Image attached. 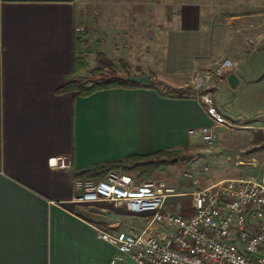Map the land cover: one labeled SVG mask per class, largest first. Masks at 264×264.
I'll list each match as a JSON object with an SVG mask.
<instances>
[{
    "label": "crops",
    "instance_id": "0c3cea01",
    "mask_svg": "<svg viewBox=\"0 0 264 264\" xmlns=\"http://www.w3.org/2000/svg\"><path fill=\"white\" fill-rule=\"evenodd\" d=\"M75 26L84 28L88 65L72 75ZM263 39L264 0H0V264L107 263L114 248L96 228L124 230L121 221L103 215L131 212L107 201L75 202L73 177L98 178L83 174L130 154L168 150L183 157L195 150L211 121L189 88L190 77L229 57L235 67L214 79L210 91L228 83L230 73L238 84L243 55ZM98 60L110 63V71L98 69ZM94 72L148 74L151 87L88 96L57 91L72 79L99 78ZM237 128L258 142L227 153L232 166L217 180L261 167L259 127ZM63 156L70 167L48 164ZM176 193L166 201L190 215L186 191Z\"/></svg>",
    "mask_w": 264,
    "mask_h": 264
},
{
    "label": "built area",
    "instance_id": "2783aa9c",
    "mask_svg": "<svg viewBox=\"0 0 264 264\" xmlns=\"http://www.w3.org/2000/svg\"><path fill=\"white\" fill-rule=\"evenodd\" d=\"M80 34L82 26H75ZM236 63L229 57L212 68L198 70L189 88L204 106L211 123L201 128L207 146L215 142V128L227 125L210 91ZM54 168L70 167L67 156L50 157ZM77 203L111 202L131 213L151 215L134 231L96 228L99 239L114 253L105 264H264V157L257 176L216 180L190 192L192 213L164 211L175 188L153 177H141L123 169H110L95 179L73 177Z\"/></svg>",
    "mask_w": 264,
    "mask_h": 264
},
{
    "label": "rangeland",
    "instance_id": "374dc122",
    "mask_svg": "<svg viewBox=\"0 0 264 264\" xmlns=\"http://www.w3.org/2000/svg\"><path fill=\"white\" fill-rule=\"evenodd\" d=\"M143 11L144 9H141V12ZM136 28L141 27L136 25ZM88 60L91 66L95 65L92 57ZM96 65L100 70L106 68L107 72L110 71L109 65L102 61L98 60ZM132 69L133 67L124 72H130ZM238 70L242 74L238 84L232 86L227 82L215 83L212 89L220 113L225 117L228 125L233 128L225 125L217 126L215 142L211 147L205 145L201 135H198L195 150H190L178 161L162 163L153 175L154 179L163 180L164 183L173 186L177 192L186 191L185 200L191 201L190 192L216 181L217 176L232 166L227 161V153L235 154L239 148L258 142L257 140L250 142L247 136L249 130H239L237 128L239 125L259 127L258 139L264 138L262 136L264 135V39L248 48ZM92 76L108 77L109 75H98L94 72ZM163 86L159 85L160 88H164ZM259 171L260 167L246 169L243 171V177L257 176ZM164 211L177 212L175 207L170 206L168 200L164 204ZM109 216L113 221H121V229L124 230H128L130 225L140 229L148 220L147 216L136 213L120 214L109 211L103 215L104 218H109Z\"/></svg>",
    "mask_w": 264,
    "mask_h": 264
},
{
    "label": "trees",
    "instance_id": "16d2710c",
    "mask_svg": "<svg viewBox=\"0 0 264 264\" xmlns=\"http://www.w3.org/2000/svg\"><path fill=\"white\" fill-rule=\"evenodd\" d=\"M85 40L81 34H76L74 38V55L72 62V75L77 74L80 70L85 68L88 64L85 60L83 48ZM111 65L110 63H107ZM147 86L151 87L150 82L143 84L142 82H132L127 77L112 75L108 77H99L86 82L69 80L64 85L57 89L58 92L78 91L82 96H88L96 91L105 90L110 88H131ZM181 92L177 91L176 94ZM172 158H177V161L182 158V155L176 151L161 150L150 155L130 154L121 160L108 161L99 166H94L85 172L84 176L99 177L103 176L108 170L117 167H122L128 172L136 171L142 177H153L156 170L161 167L162 163L168 162ZM189 199L186 202V207L189 206ZM188 209V208H187ZM182 209L181 213L185 216L188 214Z\"/></svg>",
    "mask_w": 264,
    "mask_h": 264
},
{
    "label": "water",
    "instance_id": "95a60500",
    "mask_svg": "<svg viewBox=\"0 0 264 264\" xmlns=\"http://www.w3.org/2000/svg\"><path fill=\"white\" fill-rule=\"evenodd\" d=\"M130 81L132 82H143V83H147L150 79V76L148 74H144V75H140V76H129L127 77ZM228 83L232 86H234L237 82V77L234 73H230L227 77ZM176 158H172L169 161L173 162L175 161Z\"/></svg>",
    "mask_w": 264,
    "mask_h": 264
}]
</instances>
